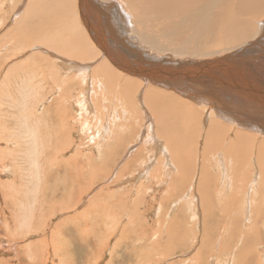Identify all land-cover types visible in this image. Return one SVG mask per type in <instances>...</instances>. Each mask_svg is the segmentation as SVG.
I'll return each mask as SVG.
<instances>
[{"label": "bare ground", "instance_id": "6f19581e", "mask_svg": "<svg viewBox=\"0 0 264 264\" xmlns=\"http://www.w3.org/2000/svg\"><path fill=\"white\" fill-rule=\"evenodd\" d=\"M77 1L78 0H55L56 3L51 4L48 11L46 13L44 11L42 15L47 19L46 27L42 26L39 28L35 22L29 23V19H26L19 27L22 18L21 14H24L25 10L23 12H18L20 13V17L17 19V25L13 30L15 33L17 28L18 30L23 29V33L19 35L23 37V40L19 37L16 43L14 39L8 42L7 36L4 37L0 44V67H3L0 69V88L3 91H1V97L10 99V97H12L11 86L12 84H17L19 91L17 93L22 99L32 100L33 102L42 101V103H39V107L44 108L48 96H44L43 93H45L48 88L52 87L50 88L53 91L51 102L76 100L78 96L77 102L79 105H77V108H81L80 110L78 109L80 111L79 117L82 116V113L87 114V116H92V113H95V111H97V113H103V107L106 105H109V110L111 109V105H115L116 111L120 108L124 114L125 112L129 113L132 111L131 109H133L131 102H137V105L134 106V108L136 107L135 110L142 107L143 113H145L146 118H148V121L144 119V123L147 125V129H145L146 133L144 132L145 130L142 131L141 128V132L144 133V137L146 138L144 142L145 146L150 145L152 150L156 151L157 155L162 156L160 158L161 164L166 161L164 159L165 155L168 163L174 165L168 166L173 170L172 173L174 178L170 179L169 183H165L163 180H159L157 183V187H162L164 184H167V189H171L168 193L169 197L166 195L168 198L161 199L163 200L161 204L168 199H175L177 201L182 194L183 184L186 182L191 184L190 180H192V175L194 173L196 174V176L195 174L193 175L195 176V179L193 178L195 181H192L196 186H193V184L192 186L196 187V192L203 191L207 197L216 194L218 199L224 204V208L219 218L216 220L217 222L221 221L220 223L223 227L222 231L220 234H216V231L213 230L212 233L209 220L204 216L202 225H204V233L206 234L204 236L206 237L201 239L200 247L195 254L196 257L186 260L184 264H207L208 262L205 260V254L202 252V249L209 245L210 239H212L217 246L214 256L217 263L221 260L222 256L227 253L226 256L233 257L236 264H264V0H120L121 4H119V6L121 9L125 8L124 11L134 17V28L132 24L130 26L127 25V22L130 23L131 20H124L120 14V10L117 8L115 9L117 4H115V6H113L114 4H107L108 8L103 10L101 4L96 5V2H106L107 0H79L83 8V14L86 15V18L88 17L90 19L89 25L94 35L90 34L85 24H81L82 22L78 18L80 14L76 5ZM110 1L118 2V0ZM12 5H14L13 7L16 10L19 8L20 3L19 5L18 3L13 4L12 1ZM71 5H73L74 8L70 9L69 6ZM79 5L80 4H78V6ZM12 12V14H14V11ZM26 14H28L27 10ZM86 18L85 21L88 23ZM28 26H31L33 29L32 34H25ZM70 32L74 34L77 33L80 38H75L74 41L70 43L72 39L70 41L67 40L69 37L68 33ZM90 36L91 38L94 36L95 40L98 42L93 39L91 40ZM28 38L29 40H27ZM83 40L86 44L85 46ZM136 46H138V48ZM26 48L28 50L24 52ZM36 50H40L44 52V54L41 55L42 52L40 53V51ZM20 52L21 55L17 56ZM125 53L132 54L137 58H134L135 60L140 59V61L144 60L142 56L143 53L148 55L151 59L160 60L159 63H167V60L185 62V64L189 61L195 65L204 63H215L217 65L220 63L221 70L219 75H217V68H214L211 71L212 75H214L213 77L211 74H207L215 85V87H207L210 92V95L207 97L205 95L203 96V92L200 88H198L199 91H189L186 88L179 90L173 81L169 82V84H172V87L152 84L153 82L143 78L144 76H142V74L144 73V68L138 64L137 67H133L131 64L135 63L130 62ZM21 60L24 61L20 64L15 62ZM37 62L42 66L35 68L34 65H36ZM230 64L236 65V67L234 69L228 68ZM43 66L49 67L48 73L46 72L47 74L45 75H43L44 71L41 70H45ZM40 72H42L43 77L39 74ZM130 74H136L139 77H134ZM150 76L154 77L153 75ZM160 76L166 78L163 75ZM38 78V82L34 84V81ZM129 82H132L131 86ZM72 83H78V85H80L78 91L73 88V91H75L73 93L62 92L63 89L66 91ZM132 86L139 88L134 90L136 87L133 88ZM187 87H189V85H187ZM29 89L33 90V92ZM172 89L175 90L172 91ZM58 94L60 97L55 100ZM223 95L224 98L222 97ZM14 96L16 97V95H13V97ZM14 100L15 102L17 101L16 99ZM206 100H220L221 102H225L226 105L222 110H217L213 106L204 103L207 102ZM240 100H249V102H241ZM0 101L4 102V99ZM20 103H23V101L21 102L20 100ZM23 105L26 106V104ZM31 105V102L30 104L28 103L29 107H33V105ZM52 106L51 103H47V105H45V110H52ZM20 107L22 106L20 105ZM35 107L37 106L35 105ZM35 107L30 108V110L36 111L37 109ZM30 110L29 112H31ZM149 111L153 113V116L150 115ZM76 112L78 113V111ZM39 113H41L40 110ZM111 113L113 114V112ZM31 115L28 116L30 117ZM44 115H46V113H44ZM44 115L43 118L47 116ZM64 115H66L65 111ZM67 117H69V115ZM67 117L66 120H69ZM75 117L77 116L75 115ZM132 117L130 115L127 119L131 120ZM31 118L33 117L31 116ZM96 119L95 121H97ZM101 119L102 117L99 118V121H101ZM43 120H45V118ZM47 120H45V123L48 122ZM72 120L74 121V119ZM29 121L32 122V119ZM39 122L40 121L36 120V125H39ZM42 122L40 123L41 125L36 128L43 126ZM51 122L50 125L52 123L54 124V122ZM25 123L23 125H25ZM85 123L88 124L87 122ZM47 125L49 127L48 123ZM32 128L31 131L34 130V128ZM40 129H38V132H40ZM80 131L82 133L85 132L82 127ZM107 131L108 128L106 131H103V129L100 130L101 133L99 136H106ZM20 132L22 131L20 130ZM56 133L57 132H55V135ZM41 134L44 133L40 132L39 137ZM46 136H48V134ZM61 136L63 137V135ZM41 138L43 137H40V139ZM50 138L51 137H49V139ZM56 138H58V136ZM43 139H41L42 142L32 134L27 143L28 139L24 138L27 145H31H28L30 150H32V148L36 149L35 146H37L39 141H41V144L44 146L45 143ZM50 141H52V139H50ZM41 144L39 148H41ZM192 147L197 151L196 160L194 158L196 164L194 167L193 164L187 165L188 167L185 168L186 166L184 167V165L189 162L188 159H193L192 156H194V153L192 156L190 154L192 152L190 148L193 149ZM188 150L189 152L191 151L190 153L188 152L189 156L186 152ZM97 151L99 157H101L102 149L99 148V146L97 147ZM60 153H62V151ZM169 154H171V158ZM141 155L143 158V151L138 157ZM32 156L34 157V155ZM33 157L31 158V156H28L29 159L31 158L30 160H32ZM35 159H37V157H35ZM38 160L39 157L37 161ZM137 160L138 158L135 157L129 159V161L125 163L126 166L124 169L118 172V177L115 175L116 181L127 177L131 168L133 169V166L136 165L134 162ZM33 161L34 160H32V163ZM37 161H34V163H38ZM117 162H119V159ZM148 162H150V160L143 164L144 167L142 168L144 170L134 175L133 188L136 182L149 179V177L151 178L154 175L157 177L163 168L162 165H159L154 171L150 172L154 167L151 166L153 163L148 165ZM38 164H35L36 168ZM210 164L215 166L213 169L218 174L217 179H215L216 183L218 180L217 188L214 182L215 176L213 175L216 173H213L209 169ZM31 165L33 164H30V166ZM197 167L198 171L194 172V169H197ZM25 169L27 170V168ZM82 170L83 168L81 171ZM182 170L186 171L182 172ZM100 173L102 174L103 172L101 171ZM151 174H153V176ZM95 176L97 177V174ZM98 176L100 177V175ZM99 180L100 178L97 179V182ZM147 181L150 182L149 180ZM97 182H93L88 186L93 187ZM152 185L151 187H153ZM173 186L176 188L174 189ZM192 186H190L191 189ZM206 186L208 187L206 188ZM154 187L153 189H155ZM157 187L156 189H159ZM133 188L131 187V189L129 188L130 190L128 189L131 194L133 193ZM205 188L208 192L204 190ZM144 190L147 191L146 189ZM174 190H178V194H173ZM192 190H189L190 193H187V190L182 194L185 199L190 197L195 198ZM161 191L162 190H159L157 194L161 193ZM242 192H244L243 196L241 195ZM156 196L157 195H155V197ZM244 200H246L244 204L245 208L241 211L240 216V214H238V203ZM180 202L181 201H177L176 205ZM202 202H204L203 199ZM188 207H192V204ZM180 213L181 212L178 211V217ZM195 216L198 218L197 215ZM199 218L201 219L202 217L200 216ZM237 218L240 219L242 228H237L239 226ZM214 219L216 218H213V220ZM24 221H26V219ZM162 225L163 224H161V226ZM169 226L172 227L171 221ZM171 227H169V229ZM210 232L211 237H208ZM155 246L159 247L158 242L154 244V247ZM1 248L4 250V247ZM12 249L10 248V250ZM5 250H7V248ZM48 253H50V251ZM18 256H20V252ZM125 260L126 259H123L121 264H125L127 262ZM52 262L54 261L52 260Z\"/></svg>", "mask_w": 264, "mask_h": 264}, {"label": "rangeland", "instance_id": "374dc122", "mask_svg": "<svg viewBox=\"0 0 264 264\" xmlns=\"http://www.w3.org/2000/svg\"><path fill=\"white\" fill-rule=\"evenodd\" d=\"M12 1L13 4L18 3L19 5L20 3L19 8L15 10V8L13 7L14 5H12ZM8 2L11 3L9 4ZM53 3H56L55 0H38V4L37 0H0V44L2 43L4 37L7 36L8 42L14 39L16 43L19 37L23 40V37L19 36L23 33V29L18 30L17 28V31H15V33L13 30L17 25V19L20 17V13L18 12H23L25 10V13L21 14L22 18L19 23V27L24 21H26V19H29V23L35 22L39 28L42 26L46 27L47 19L42 15L44 14V11L45 13L48 11L49 6ZM102 3L112 5L114 4L113 6L117 4L115 9L117 8L120 10V14L124 18V20L130 19L131 22H127V25L130 26L132 24V27L134 28L133 22L135 21V19L132 15H129L126 13V11H124L125 8L121 9V7L119 6V4H121L120 0H118V2H111L110 0H107L106 2ZM78 4H80L79 0L77 1L76 5L79 10V14H81V8H79L80 5L78 6ZM72 6L73 5L69 6V8H74V6ZM26 10L28 11V14H26ZM1 11L4 13H2ZM12 11H14V14H12ZM78 18L82 22L81 24L84 25L82 17H80L79 15ZM32 30L33 29L31 28V26H28L25 34H32ZM68 35L69 37L67 38V40L70 41L72 39L70 43H72L75 38H80V36L78 37L77 33L74 34L73 32H70L68 33ZM92 39L93 37L91 38V40ZM27 40H29V38ZM83 44L84 46L86 45L84 40ZM27 50L28 49L26 48L24 52H26ZM41 52L42 51H40V53ZM43 54L44 52L41 53V55ZM20 55L21 52L18 53L17 56ZM125 55L128 54L125 53ZM129 55L133 56L132 54ZM23 61L24 60L15 62L17 64H20ZM36 65H34L35 68L42 66L39 62H37ZM235 67L236 65L230 64L228 68L234 69ZM1 68L3 67L1 66L0 69ZM43 68H45V70H41L45 72L44 73L42 71L43 75H45L48 73L49 67L43 66ZM42 72L39 73L41 76ZM130 75L139 77L136 74ZM38 80L39 78L34 81V84H36ZM131 83L132 82H129L130 86ZM69 86L70 89L68 88V91H64L63 89L62 92L73 93L75 92L73 91V88H75V90L77 91L80 88V85H78V83H72ZM135 87L136 86H134L133 88ZM50 88H48L47 91L43 93L44 96H48V99L46 98L47 101L44 104V108L39 107V103H42V101L33 102L32 100L29 101L27 99H22L17 93L19 92L17 84H12L11 86V100L9 98L1 97L3 91L0 88V100L4 99V102L0 101V246L2 245L1 247H4V250L0 247V249L2 250H0V264H121L123 259H126L125 261H127L125 264H184L186 260L196 257L195 254L200 247V241L202 238L206 237L204 236L206 235L204 233V225H202L204 216L207 220H209V226L212 229V233L214 230L216 231V234H220L223 227L220 223L221 221L217 222L216 220L217 218H219L220 213L224 208V204L218 199V196L216 194L207 197L203 191L196 192V187H193L196 185L193 184L192 181L195 179V173V176H193L194 174L192 175L194 179L192 178V180H190L191 184H188L187 182L184 183V187L181 192L182 194H184L187 190L188 193L189 190L193 189L192 193H194L195 198L190 197L188 199H185V197L181 194L177 200L181 201L178 205H176L177 201L175 199H168L163 204H161L163 201L161 199L168 198V193L171 189H167V184H164L162 187H157V183L159 180H163L165 183H169V180L174 178L172 173L173 170L168 167L174 165L168 163L165 155L164 159L166 161L165 163L161 164L160 158L162 156L157 155L156 151L152 150L150 145L145 146L144 142L146 141V138L144 137V133L141 132V128L142 131L147 129V125H145L144 119L148 121V118H146L145 113H143L142 107L135 110L136 107L134 108V106L137 105V102H131V104L133 105V109H131L132 111L129 113L125 112L124 114V112L121 111L120 108H118V110L116 111L115 105H111V109L109 110V105H106L103 107L105 111H103V113H97V111H95V113H92L93 117L91 115L87 116V114L82 113V116L79 117V110L81 108H77V105H79L77 102L78 96L76 97V100L72 99L64 100L66 102L62 100H60V102H51L53 98V91ZM138 88L139 87H136V89L134 90H137ZM161 88L165 89L164 87ZM30 91L33 92V90ZM13 95H16V97L14 96V98ZM59 97L60 96L58 94L55 100ZM14 99L18 100L15 102ZM20 100L21 102L23 101V103H20ZM240 101L249 102V100ZM30 102L33 107H35V105L37 106L35 107L37 109H35L37 112L30 110V108H33L29 107L30 105L28 106V103L30 104ZM47 103H51V105H53L52 110H45V105H47ZM23 104H26V106H24ZM20 105L22 107H20ZM23 106L26 109H24ZM29 110L31 112H29ZM39 110L41 113H39ZM74 110L78 111V113ZM64 111L66 115H64ZM19 112H24L26 114L23 113V115ZM111 112H113V114ZM44 113H46L48 118L46 115H44ZM27 114L31 115L33 118H31V116L29 117ZM39 115L41 116V119ZM43 115L46 116L44 118L45 120L48 119V122L45 123V120H43ZM68 115L69 117H67ZM75 115L77 117H75ZM130 115L131 117L133 116V120L127 119V117H129ZM150 115L153 116V113L150 112ZM65 116L69 120H66ZM101 117L103 120L101 119V121H99V118ZM20 118L21 120H25L21 121ZM30 119H32V122L29 121ZM72 119H74V121ZM95 119L97 121H95ZM36 120L40 121L39 125H36ZM51 121L54 122V124ZM41 122L43 125L41 126L42 128H36L41 125ZM50 122L52 123L51 125ZM85 122H87L88 124H86ZM24 123L25 125H23ZM31 123L33 124V126ZM47 123L49 124V127ZM80 124L83 128V131H85L83 132L84 135L80 131ZM32 127L34 128V132L31 131ZM106 127L108 128L107 135L103 137L99 136L102 132H100V130L103 129V131H106ZM38 129H40L39 131L41 133H44L40 136L44 138H41L44 140V146L41 144L43 141L39 137L40 132H38ZM20 130L22 132H20ZM55 132H57L56 135ZM144 132L146 133V130ZM32 134H34L39 140L42 141H39L41 144V148H39L40 144L37 140L38 143L37 146H35L37 150L32 148V150L34 151L30 150V147H28L29 144L27 145ZM47 134L48 136H46ZM61 135H63V137ZM57 136L58 138H56ZM49 137H51L50 139H52L53 143L52 141H50ZM24 138L28 139V141L26 140L27 143L25 142ZM127 142H129L130 144ZM98 146L102 149L101 157H99L97 151ZM190 150L192 151H190L191 153L189 152V150L186 151L187 155L190 153L192 156V154L194 153V156H192L193 159H188L189 162L184 165V167L186 166L185 168L188 167L187 165L194 164V167L196 164L195 160L197 158V151L195 148H190ZM41 151L44 152L42 153ZM61 151L62 153H60ZM142 151L144 155L143 158L142 155L138 157V155L142 153ZM28 152H30L31 154ZM32 155H34V157ZM169 155L171 158V154ZM25 156L27 158L28 156H31V158L33 157L32 160L34 161H37L39 157V160L37 162L40 164L34 163V161L32 163V160H30L31 158L27 159ZM35 157H37V159H35ZM134 157L138 158V160L134 162L136 165L133 166V169L131 168L128 176L116 181L115 175H117L118 177V172L121 171V169H124V167L126 166L125 163H127L129 159H133ZM1 158L5 159L2 160ZM118 159L120 163L117 162ZM148 160H150V162H148L147 164L149 165L153 163L151 164V166L154 167L152 170H150V172L154 171L155 168L159 165L163 166L162 170L159 172V175L157 177L151 174L153 177L144 179L141 182H136L135 187L133 188L134 175L138 174L141 170H144L142 168L144 167L143 164ZM30 164H33L34 166L31 165V167ZM35 164H38L37 168ZM213 167L215 166H213V164H210L209 169L214 173L215 171ZM25 168H27V170ZM82 168L83 170L81 171ZM101 171L103 172L102 174L100 173ZM183 171L185 172L186 170H182V172ZM197 171L198 167L197 169H194V172ZM96 174L97 177L95 176ZM98 175H100V177ZM213 175L215 176L214 180L217 179L218 174L216 173ZM98 178H100V180L97 182ZM147 180H149L150 182H148ZM93 182H97L98 185L94 184L93 187L88 186ZM214 182L217 188L218 180L217 183L216 180ZM139 184L141 187L139 186ZM151 185L153 187L155 186V189H153ZM190 186H192V189ZM131 187L133 188L132 194L130 191H128V189H131ZM156 187L159 189H156ZM173 187L174 189L176 188L175 186ZM207 187L208 186H206V188ZM206 188L204 190H206ZM144 189H146L147 191H145ZM136 190L141 192H137ZM159 190L162 191L161 193L157 194ZM243 193L244 192H242L241 194L242 196ZM173 194H178V190H174ZM155 195L157 196L155 197ZM166 195L168 197H166ZM148 197L150 198V200ZM192 198L194 199V201ZM202 199L204 200V202H202ZM200 201L202 202V205ZM187 202L189 204L191 203L192 207H188L191 204L189 205ZM245 202L246 200L242 202L239 201L238 203V214H240V216L241 211L243 210V208H245ZM194 208L197 209L195 210ZM178 211L181 212L179 214V217L177 216ZM195 215H197L198 218H196ZM200 216L202 217L201 219L199 218ZM22 218L24 220L26 219V221H24ZM213 218L216 219L213 220ZM170 221L172 227L169 226ZM238 221L239 226L237 228L239 229L241 227V221L240 219H238ZM161 224L163 225L161 226ZM169 227L171 228L169 229ZM208 237H211V232ZM157 242L159 244V247H154V244H156ZM6 248L7 250H5ZM10 248L13 249L10 250ZM216 248V243L213 242L212 239H210L209 245L202 249V252L205 254V260L206 262H208L207 264H226L227 262V264H236L233 257L226 256L227 253L223 255L221 260L217 263L214 257ZM49 251L51 254L48 253ZM19 252L20 256H18ZM47 259H49L50 261ZM52 260L54 262H52Z\"/></svg>", "mask_w": 264, "mask_h": 264}, {"label": "water", "instance_id": "95a60500", "mask_svg": "<svg viewBox=\"0 0 264 264\" xmlns=\"http://www.w3.org/2000/svg\"><path fill=\"white\" fill-rule=\"evenodd\" d=\"M99 2H96V5L101 4V7L103 8V10H106L108 8L107 4H104L101 2L99 3ZM80 8H81L80 15L84 21L86 28L89 30L90 34L94 35V33L90 29V25H89L90 19L88 17L86 18V15L83 14V8H82L81 3H80ZM85 18L87 19L88 23H86ZM92 37L94 41L98 42L97 40H95L94 36ZM142 56L144 60L140 61V59L135 60L134 58L136 57L134 56H131L129 54L126 55V57L129 59L130 62L135 63V64H131L133 67H137V64H138L144 68V73L142 74V76H144L143 78H145L146 80H150L151 82L158 84V85H165L164 87L171 86L172 84H169V82L173 81L175 82L179 90L186 88L189 91H199L198 88H200L203 92L202 93L203 96L205 95L207 97L210 95V92L207 87L208 86L215 87L214 82L210 80V77L207 76V74H211V76L213 77L214 75H212L211 71L214 68H217L216 69L217 75H219V72L221 70L220 63H218L217 65L215 63H204L200 65L199 64L195 65L194 63L189 62V61L185 64V62L183 63L179 61L175 62V61H168V60H167V63L165 62L159 63L160 60L151 59L146 54L142 53ZM188 68H191V69H188ZM150 75H153L154 77ZM160 75H163L166 78H162ZM187 85H189V87H187ZM222 97L224 98V95ZM206 101L207 102H204V103L213 106L217 110H222L224 106L226 105L225 102H221L220 100H209V101L206 100Z\"/></svg>", "mask_w": 264, "mask_h": 264}]
</instances>
